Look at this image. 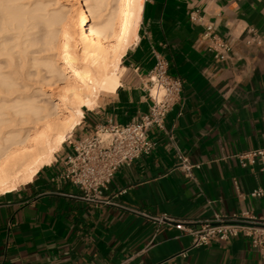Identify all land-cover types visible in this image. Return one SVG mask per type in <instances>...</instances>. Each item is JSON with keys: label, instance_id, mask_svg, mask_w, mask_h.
Masks as SVG:
<instances>
[{"label": "crops", "instance_id": "obj_1", "mask_svg": "<svg viewBox=\"0 0 264 264\" xmlns=\"http://www.w3.org/2000/svg\"><path fill=\"white\" fill-rule=\"evenodd\" d=\"M206 25L231 45L225 60L202 39ZM250 29L259 43H246ZM136 35L121 58L120 86L99 95L72 133L146 114V75L159 54L182 83L164 125L181 153L201 163L195 181L178 168L167 135L153 127L151 153L116 171L102 193L107 203L88 202L71 183L52 181L70 152L63 143L29 183L0 195V264H264L243 237L182 256L191 236L154 220L264 216V197L250 196L264 188V163L243 167L238 160L264 146V0H142Z\"/></svg>", "mask_w": 264, "mask_h": 264}, {"label": "bare ground", "instance_id": "obj_2", "mask_svg": "<svg viewBox=\"0 0 264 264\" xmlns=\"http://www.w3.org/2000/svg\"><path fill=\"white\" fill-rule=\"evenodd\" d=\"M84 1L68 0L72 17L0 0V195L50 165L84 110L120 86L142 0Z\"/></svg>", "mask_w": 264, "mask_h": 264}, {"label": "built area", "instance_id": "obj_3", "mask_svg": "<svg viewBox=\"0 0 264 264\" xmlns=\"http://www.w3.org/2000/svg\"><path fill=\"white\" fill-rule=\"evenodd\" d=\"M196 21L195 16H191ZM202 39L209 41V50L216 60L223 61L231 52V45L215 34L212 25H206ZM260 39L253 29L249 30L247 44L259 43ZM145 89L150 100L149 111L139 119L124 124L111 120L97 124L95 130L64 142L70 152L62 161V168L52 177V181L68 182L81 192V198L88 202L102 203V193L114 177L116 171L129 166L141 155L151 153L154 143L148 139L150 128H156L167 135L170 145L178 158V168L192 181L194 170L201 168V163H192L175 145L171 133L164 125V118L179 98L182 83L179 78L168 73L167 62L154 54V64L146 75ZM156 89V94L153 90ZM241 166L256 161L264 163V146L238 155ZM250 196L264 197V188L254 189ZM159 224L173 225L191 236L190 247L181 253L194 248L208 246L212 243H226L235 237L249 240L251 246L264 256V216L256 217L248 212L240 215L214 214L203 220H177L167 215L155 217Z\"/></svg>", "mask_w": 264, "mask_h": 264}, {"label": "rangeland", "instance_id": "obj_4", "mask_svg": "<svg viewBox=\"0 0 264 264\" xmlns=\"http://www.w3.org/2000/svg\"><path fill=\"white\" fill-rule=\"evenodd\" d=\"M41 3H43V4H46V11H48V12H51L52 10H54V11H58V10H63L64 12H68L70 9H69V5H68V0H39ZM83 4H82V7H85V1L83 0V2H82ZM63 6V7H62ZM51 10V11H50ZM75 10V9H74ZM66 12V13H67ZM74 15H73V14ZM72 13L70 12V14H69V12H68V14L67 15H71L72 17L73 16H76L75 14H76V11H74L73 12V10H72ZM76 137V135H75V133H72L71 134V138L70 139H73V138H75Z\"/></svg>", "mask_w": 264, "mask_h": 264}]
</instances>
